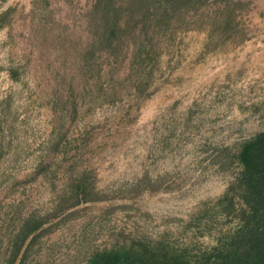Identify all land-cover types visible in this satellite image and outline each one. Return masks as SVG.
Here are the masks:
<instances>
[{"label": "rangeland", "instance_id": "1", "mask_svg": "<svg viewBox=\"0 0 264 264\" xmlns=\"http://www.w3.org/2000/svg\"><path fill=\"white\" fill-rule=\"evenodd\" d=\"M95 1L0 0V264H196L250 214L264 0H116L113 49Z\"/></svg>", "mask_w": 264, "mask_h": 264}, {"label": "trees", "instance_id": "2", "mask_svg": "<svg viewBox=\"0 0 264 264\" xmlns=\"http://www.w3.org/2000/svg\"><path fill=\"white\" fill-rule=\"evenodd\" d=\"M141 1V0H140ZM142 20L145 11L153 10L154 20L174 14L180 0H142ZM130 3L135 0H129ZM100 35L105 47H116L117 36L124 31L116 0H96ZM142 12V11H141ZM123 20V19H122ZM126 20V18H125ZM242 166L239 180L250 198V214L243 220L244 227L228 242L215 244L201 253L196 264H264V133H258L245 142L238 153ZM34 229V228H31ZM86 264H132L125 254L118 252L94 253Z\"/></svg>", "mask_w": 264, "mask_h": 264}]
</instances>
